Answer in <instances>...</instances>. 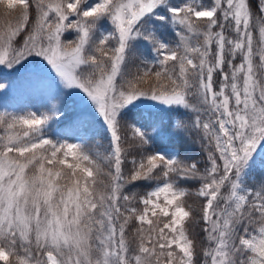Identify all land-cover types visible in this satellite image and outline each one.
<instances>
[{
	"label": "snow or ice",
	"instance_id": "6c2138e0",
	"mask_svg": "<svg viewBox=\"0 0 264 264\" xmlns=\"http://www.w3.org/2000/svg\"><path fill=\"white\" fill-rule=\"evenodd\" d=\"M0 81V264H264V0H0Z\"/></svg>",
	"mask_w": 264,
	"mask_h": 264
},
{
	"label": "rangeland",
	"instance_id": "374dc122",
	"mask_svg": "<svg viewBox=\"0 0 264 264\" xmlns=\"http://www.w3.org/2000/svg\"><path fill=\"white\" fill-rule=\"evenodd\" d=\"M66 35L69 36L71 34H66ZM31 59L39 60L40 58H30V60ZM31 67H32V63L28 65L29 69ZM5 72H10V70H5ZM9 79L16 81L18 79V74H12L9 77ZM0 82L7 83V81H0ZM76 92H79V90H76ZM80 95H85V94L80 92ZM41 104H45V100L41 93L29 91L19 85L9 90V92L6 95L0 96V112L7 111V112H12V113H17V112H23V111H29V110L37 111L38 113L46 112L47 111L46 107L44 106L42 108L39 107ZM68 104L72 105L71 99L68 100ZM164 119L165 121H167V116H165ZM56 127H57L58 132L63 134L60 137L62 139H70L71 137L78 135L75 129H71L63 123ZM100 127L104 129L105 131V128L103 126H100ZM97 128L98 127L96 126V128L93 129V131L97 134L92 135L89 138V147H91L93 151L105 153L107 145H108V141L105 139L106 131H105V134L101 135V133L97 131ZM70 142H76V141L71 140ZM98 146H102V148L101 149L99 148V150H97ZM171 146L175 151H177V148L175 146L173 145ZM198 186L199 185L197 183L194 191H196ZM185 187L187 186L185 185ZM147 190H148V187L144 191H142L141 194H143ZM204 246L205 245L202 244V248Z\"/></svg>",
	"mask_w": 264,
	"mask_h": 264
},
{
	"label": "trees",
	"instance_id": "16d2710c",
	"mask_svg": "<svg viewBox=\"0 0 264 264\" xmlns=\"http://www.w3.org/2000/svg\"><path fill=\"white\" fill-rule=\"evenodd\" d=\"M66 40H73L75 39L74 37L71 38H66ZM101 125H97V131L101 133V135L105 134L104 129H102L100 127ZM128 136H131V132L128 131ZM123 135V132H122ZM163 143H167V144H174L178 147V151L186 153L189 156H193V157H199L201 155V147L200 144L197 141V138L195 137V135H189V134H184L182 136H172V135H165L163 137ZM99 148L101 149L102 146H98L97 150H99ZM196 182L191 183L186 185L187 188L189 189V192L191 193L188 197H187V204L190 205L192 207V209L194 210V216L195 219L192 220L190 223H188V228L190 230V233L192 235V237L196 240L197 242V247L198 249L202 248V244L205 245L204 242V232H203V227H204V223L202 221V219L199 218L200 216V206L202 204V201L200 199H198L194 193V189L196 186ZM147 188V185H142V184H138L135 187H129L128 191L131 192H137V193H141L142 191H144Z\"/></svg>",
	"mask_w": 264,
	"mask_h": 264
}]
</instances>
